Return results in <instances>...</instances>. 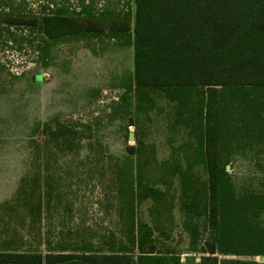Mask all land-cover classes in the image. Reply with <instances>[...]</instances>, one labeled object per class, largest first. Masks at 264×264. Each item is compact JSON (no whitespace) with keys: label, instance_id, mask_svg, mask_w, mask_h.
I'll return each mask as SVG.
<instances>
[{"label":"rangeland","instance_id":"374dc122","mask_svg":"<svg viewBox=\"0 0 264 264\" xmlns=\"http://www.w3.org/2000/svg\"><path fill=\"white\" fill-rule=\"evenodd\" d=\"M7 1L0 0V13L10 12L11 6L20 10L26 5L39 11L42 4L63 2ZM128 1L84 0L94 11L107 12L95 23L106 32L101 36H69L51 41L42 51L36 47L40 33H29L22 23L7 25L11 34H2L0 250L44 252L62 248L77 252L90 244L100 249L102 241L112 233L115 237L120 224L125 223L118 170L131 160L133 176L159 190L154 197L138 202L134 214L154 229L164 264L170 263L171 255L178 256L180 262L187 257L199 260L211 234L204 216L191 206L201 204L207 174L203 164L193 161L196 138L177 114V104L162 90L128 93L120 85V79L134 70V50L122 37L109 36L107 30L113 18L119 24L124 13L132 24L133 6ZM79 2L68 0L64 4L78 12L82 7ZM112 13L119 14L114 17ZM38 74L41 78L36 79ZM58 123L81 132L76 146L61 148L50 131L45 132L46 124L55 129ZM131 145L134 155L126 149ZM232 145L237 146L235 141ZM234 146L225 157L226 172L235 195L250 199L263 192L264 137ZM24 176L29 194L37 176L42 183L51 176L50 203L43 200L40 219L29 212V206L26 213L23 208L25 197L19 185ZM29 197L28 202H36V195ZM249 213L248 223L264 224L263 209ZM216 255L239 260L262 258Z\"/></svg>","mask_w":264,"mask_h":264},{"label":"trees","instance_id":"16d2710c","mask_svg":"<svg viewBox=\"0 0 264 264\" xmlns=\"http://www.w3.org/2000/svg\"><path fill=\"white\" fill-rule=\"evenodd\" d=\"M62 1L56 6L42 4L39 11L26 5L20 10L11 6L10 12L0 13L3 24L6 21L1 24L0 38L4 31L11 34L7 25L16 21L29 33H40L36 47L42 51L51 41L106 33L95 23L107 12L94 11L84 0H79L81 11L75 12L64 4L68 0ZM128 2L133 6L132 24L124 13L119 24L113 18L107 30L109 36L122 37L134 50V70L120 79V85L128 93L162 90L177 104V114L196 138L193 161L203 164L207 174L201 204L191 207L204 216L210 238L203 244L198 261L187 257L180 262L178 256L171 255L169 264H264L216 255L264 256V224L247 222L251 210H264V180L261 194L250 199L237 197L225 158L234 141L237 148L245 140L264 137V0ZM44 129L61 148L71 149L80 139L81 132L66 124L58 123L55 129L46 124ZM126 149L134 155V146ZM132 164L130 160L118 170L119 187L116 185L126 205L125 223L120 224L115 237L112 233L102 241L100 249L90 244L77 252L62 248L44 252L0 250V264H164L154 229L134 214L138 202L154 197L159 190L133 176ZM50 180L47 176L42 183L37 176L31 194L26 176L19 185L29 212L39 219L43 200L50 203ZM29 195H36L35 203L28 202Z\"/></svg>","mask_w":264,"mask_h":264},{"label":"crops","instance_id":"0c3cea01","mask_svg":"<svg viewBox=\"0 0 264 264\" xmlns=\"http://www.w3.org/2000/svg\"><path fill=\"white\" fill-rule=\"evenodd\" d=\"M21 197H22V194H21ZM24 197H25V195H24ZM15 202L16 201H14L13 202V204H15ZM24 205H23V208L25 209V213H26V210H27V205H26V201L24 200V203H23ZM5 205H7V202H5ZM16 205V204H15ZM19 206H22V204H20ZM42 213H43V211H42ZM25 222H27V216H25V220H24ZM19 251H21V250H19ZM246 256V255H245ZM256 256H260V255H256ZM253 260V259H252ZM255 260V259H254ZM255 261H257V260H255ZM257 262H264V256H262V258H261V261H257Z\"/></svg>","mask_w":264,"mask_h":264},{"label":"water","instance_id":"95a60500","mask_svg":"<svg viewBox=\"0 0 264 264\" xmlns=\"http://www.w3.org/2000/svg\"><path fill=\"white\" fill-rule=\"evenodd\" d=\"M129 138H133V135H132V133H129Z\"/></svg>","mask_w":264,"mask_h":264}]
</instances>
